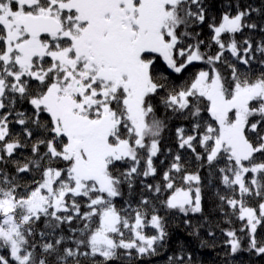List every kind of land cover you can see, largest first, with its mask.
<instances>
[{
	"label": "snow or ice",
	"instance_id": "1",
	"mask_svg": "<svg viewBox=\"0 0 264 264\" xmlns=\"http://www.w3.org/2000/svg\"><path fill=\"white\" fill-rule=\"evenodd\" d=\"M226 7L217 22L205 0H0V264L156 256L161 211L202 213L204 167L241 223L222 230L227 255L264 256V11ZM173 120L187 127L165 153Z\"/></svg>",
	"mask_w": 264,
	"mask_h": 264
},
{
	"label": "trees",
	"instance_id": "2",
	"mask_svg": "<svg viewBox=\"0 0 264 264\" xmlns=\"http://www.w3.org/2000/svg\"><path fill=\"white\" fill-rule=\"evenodd\" d=\"M206 4L209 6V19L211 17H216L217 22L223 11L228 10L227 5H233V14L235 13V5L239 3L241 7H246L251 5L254 8L261 9L264 11V0H205ZM260 17V13L256 12L252 14V19L256 20ZM201 31V39L207 40L210 36L209 29L207 24L203 25L201 28L196 29ZM245 36L251 35L253 41H258L262 38V34L259 31L250 33L249 30H245ZM243 37L237 36V39H242ZM215 50V49H214ZM201 65L196 67H189L188 71L180 77L179 80H174L176 84L182 82V80L187 77L190 73L199 70ZM176 74H173L175 77ZM163 94V93H162ZM161 94V95H162ZM157 101L159 97L156 98ZM164 109L160 108V113L163 114ZM181 123H184L187 127V123L181 120H173L169 124V129L163 133V150L167 153L168 147L173 149V152L176 150L175 143V128L180 126ZM170 159L166 155H161L156 161V164L159 168V171L162 173L163 170L167 167V163L161 164L160 161ZM198 165L193 161L189 167V171H196ZM200 175L202 177V213H189L187 217L180 213H169L161 211V215L165 217L168 236V244L165 248L160 249L158 255L153 257H143L137 258L133 257L132 260H121L118 264H168L167 257L173 255L179 248L183 247L187 252H190L193 258V264H264V256H257L255 253L250 251H242L237 254L227 255L229 253V248L225 245L226 237L223 234V229L234 227L239 229L241 223L239 221L233 222V224L226 223V217L219 210V200L216 196L217 187L219 185L218 180L213 179V184L209 185V170L207 167L200 168ZM157 180L160 179V176H157ZM149 183H155L151 178L148 179ZM138 192V190H137ZM129 198L127 189H125L124 199ZM139 197L137 194L132 195V199L135 201ZM117 207L124 206V200L121 198L116 199ZM254 206V205H253ZM225 210L231 212V209H228L225 206ZM185 219L191 221L192 227H189L184 223ZM198 228V236L193 235L194 229ZM214 232V236H209L208 232ZM154 230L151 228L146 229L148 235L153 234ZM237 235H242L237 232ZM258 240L264 241V228L258 227ZM203 241L204 243H201ZM242 245L244 248H247L248 241L246 238L242 239Z\"/></svg>",
	"mask_w": 264,
	"mask_h": 264
}]
</instances>
